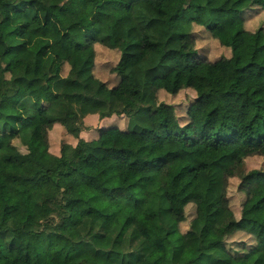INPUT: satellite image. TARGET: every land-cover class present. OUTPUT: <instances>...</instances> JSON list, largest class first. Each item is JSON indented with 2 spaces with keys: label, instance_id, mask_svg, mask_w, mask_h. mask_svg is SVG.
I'll use <instances>...</instances> for the list:
<instances>
[{
  "label": "trees",
  "instance_id": "obj_1",
  "mask_svg": "<svg viewBox=\"0 0 264 264\" xmlns=\"http://www.w3.org/2000/svg\"><path fill=\"white\" fill-rule=\"evenodd\" d=\"M66 1L0 0V183L12 205L0 264H264V171L244 172L248 158L264 157V28L246 25L264 0H194L192 21L231 50L216 62L199 58L191 33L176 27L190 0H72L60 20ZM98 46L120 53L114 88L94 74ZM183 91L196 94L185 123L159 103ZM89 115L125 116L128 128L86 142L77 119ZM57 124L77 147L63 143L56 170L30 174L31 161L55 159ZM103 176L126 197L115 198ZM47 177L63 180L60 194L39 188ZM233 178L246 195L240 219L228 197ZM189 205L196 214L183 233ZM72 211L80 223L69 224ZM239 232L254 240L241 252L227 245ZM189 251L196 259L184 263Z\"/></svg>",
  "mask_w": 264,
  "mask_h": 264
},
{
  "label": "rangeland",
  "instance_id": "obj_2",
  "mask_svg": "<svg viewBox=\"0 0 264 264\" xmlns=\"http://www.w3.org/2000/svg\"><path fill=\"white\" fill-rule=\"evenodd\" d=\"M72 0H67L61 7L55 10L57 18L62 20L66 14L68 7L70 6ZM196 7L194 0L189 1V5L185 9V11L181 12L179 15L175 17V21L177 23V29L181 33H191L196 42V49L198 51V56L201 59H206L211 62H216L221 58H229L231 57V50L224 48L220 45V43L215 40L203 27L197 26L192 20L195 16ZM247 20V28L248 30L255 32L259 28H264V11L261 8H256L254 12L246 15ZM226 49V50H225ZM97 56L94 68L95 76L107 83L110 88H114L119 83V78L117 75L113 74V69L117 66L120 61V53L112 52L104 47H96ZM70 71V67L66 65L64 67L62 76L67 77ZM196 94L192 91H183L178 96H172L168 93H161L159 97V103L163 102L167 105H173L176 108L177 115L180 117L181 122L187 120V109L189 106L195 101ZM125 103L130 106H135V100L132 97L127 96L125 98ZM164 115H168V110L163 109ZM96 120L90 123H94ZM77 122L83 124L84 121L81 119H77ZM17 145L20 149L26 153V148H22L21 145L17 142ZM118 150V147H115ZM114 149V151H116ZM40 154V153H39ZM59 157L55 156V159L43 160L40 158L31 161L27 165V170L30 174H35L38 171H47V169L56 170L60 166V162L58 161ZM63 162V161H62ZM61 162V163H62ZM64 163V162H63ZM79 166V165H78ZM253 170L264 171V157L262 156H254L250 157L245 162L244 172L249 173ZM103 184L110 190V192L118 199H124L126 197L125 191L115 190L113 187V183L110 178L103 176L102 177ZM60 181H55L53 179H49L48 177L43 179L39 188H46L52 195L60 194L63 185ZM240 179L233 178L229 181V189H228V197L230 200V205L235 213L237 219L241 218L242 215V207L246 200V195L243 191L240 190ZM188 190L185 184L180 185L177 189H175L172 193V199L175 206V209H179L181 201L187 195ZM12 208L11 203L7 200L6 192L4 190V185L0 183V229H4L6 227L7 221L9 220L8 212ZM196 214V209L194 205H189L186 208V217L187 222L181 225V230L183 233H187L190 229V223L194 219ZM27 216L23 218L26 220ZM82 218L77 212H71L69 218V224L75 225L80 223ZM141 229L146 232L151 238H155V234L151 228V225L148 223H141ZM37 239H42L43 236H36ZM253 239L249 237L247 234L243 232H239L234 237H232L227 245L233 251L241 252L244 245L249 249L253 245ZM214 247L217 249H221L223 245H221V240L216 239L212 242ZM196 259V254L189 251L186 252L182 258L184 263H188L190 261H194Z\"/></svg>",
  "mask_w": 264,
  "mask_h": 264
},
{
  "label": "crops",
  "instance_id": "obj_3",
  "mask_svg": "<svg viewBox=\"0 0 264 264\" xmlns=\"http://www.w3.org/2000/svg\"><path fill=\"white\" fill-rule=\"evenodd\" d=\"M80 119V118H79ZM83 124L78 123L82 130L80 133V138L86 142H93L100 138V131L105 130L111 127H118L121 130H127L128 128V119L125 116L122 117H112L101 120L99 115H89L84 119ZM93 124L90 122H93ZM49 143H50V153L55 157L61 159V147L63 143L71 145L73 148H76L79 140L68 134L67 130L57 124L54 126L53 130L49 133Z\"/></svg>",
  "mask_w": 264,
  "mask_h": 264
}]
</instances>
